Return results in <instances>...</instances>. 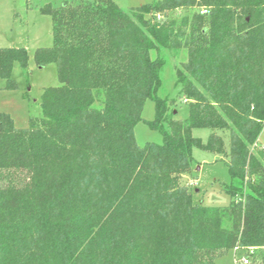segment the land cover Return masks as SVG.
I'll list each match as a JSON object with an SVG mask.
<instances>
[{"label": "trees", "instance_id": "trees-1", "mask_svg": "<svg viewBox=\"0 0 264 264\" xmlns=\"http://www.w3.org/2000/svg\"><path fill=\"white\" fill-rule=\"evenodd\" d=\"M74 1L39 8L53 43L33 60L59 82L42 116L19 129L0 113V264H215L235 248L264 264V0ZM162 50L186 51L185 119L158 96ZM14 64L26 70L27 51L0 48L6 89ZM146 100L162 143L140 147ZM193 148L227 157V206L193 201Z\"/></svg>", "mask_w": 264, "mask_h": 264}, {"label": "rangeland", "instance_id": "rangeland-1", "mask_svg": "<svg viewBox=\"0 0 264 264\" xmlns=\"http://www.w3.org/2000/svg\"><path fill=\"white\" fill-rule=\"evenodd\" d=\"M63 0H0V48H23L28 54V67L23 70L18 64L12 69V79L15 89H6L5 81L0 79V113L7 114L19 129L28 127L29 118H40V97L45 88L59 85L54 64L43 67L37 66L33 60L35 50L52 46L51 18L39 11L40 6L51 3L59 7ZM72 1L74 0H66ZM118 7L128 11L145 4L161 0H112ZM185 13L176 10L167 13V19H173ZM162 18V17H161ZM161 18H157L158 20ZM161 57L165 65L161 73L162 85L158 96L168 100V110L174 109L178 119L187 116L186 103L179 94L176 85V70L186 61V51L182 50L177 56L162 50ZM154 118V103L146 100L144 103L141 122L134 128V136L138 146L146 143H162L161 134L151 129L147 123ZM210 134L208 129H194L192 135L202 143H206ZM227 143V134L219 133ZM264 149V128L261 131L255 149ZM194 167L192 174L185 176L183 182L193 192V201L210 207H225L230 198L224 188L230 179L226 166V156L217 155L197 148L192 149ZM242 256L243 251H228L215 260V264H239L236 257Z\"/></svg>", "mask_w": 264, "mask_h": 264}, {"label": "built area", "instance_id": "built-area-1", "mask_svg": "<svg viewBox=\"0 0 264 264\" xmlns=\"http://www.w3.org/2000/svg\"><path fill=\"white\" fill-rule=\"evenodd\" d=\"M238 249H234V251H237ZM241 264H248V261H247V259L246 258H242L241 259Z\"/></svg>", "mask_w": 264, "mask_h": 264}]
</instances>
